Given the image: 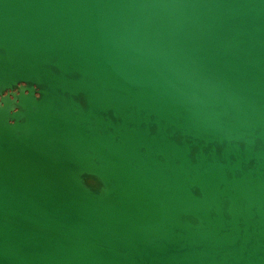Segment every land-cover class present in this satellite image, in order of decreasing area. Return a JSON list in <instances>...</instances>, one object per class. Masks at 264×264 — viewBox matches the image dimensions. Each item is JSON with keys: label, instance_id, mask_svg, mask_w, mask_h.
<instances>
[{"label": "water", "instance_id": "95a60500", "mask_svg": "<svg viewBox=\"0 0 264 264\" xmlns=\"http://www.w3.org/2000/svg\"><path fill=\"white\" fill-rule=\"evenodd\" d=\"M0 264H264V0H0Z\"/></svg>", "mask_w": 264, "mask_h": 264}]
</instances>
